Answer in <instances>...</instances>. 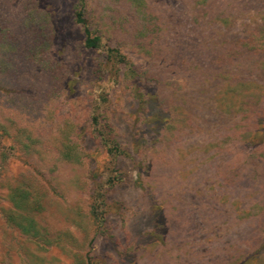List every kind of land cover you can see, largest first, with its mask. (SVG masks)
I'll list each match as a JSON object with an SVG mask.
<instances>
[{
  "label": "rangeland",
  "instance_id": "1",
  "mask_svg": "<svg viewBox=\"0 0 264 264\" xmlns=\"http://www.w3.org/2000/svg\"><path fill=\"white\" fill-rule=\"evenodd\" d=\"M137 1L0 0V264H215L225 242L243 249L264 190V0L207 21L193 0ZM82 5L97 49L75 20ZM150 8L165 17L157 39L142 30ZM230 161L241 163L229 174L259 164L252 192L208 196ZM17 187L57 243L42 249L8 220ZM255 256L246 264H264V226Z\"/></svg>",
  "mask_w": 264,
  "mask_h": 264
},
{
  "label": "trees",
  "instance_id": "2",
  "mask_svg": "<svg viewBox=\"0 0 264 264\" xmlns=\"http://www.w3.org/2000/svg\"><path fill=\"white\" fill-rule=\"evenodd\" d=\"M137 2L139 6V3L141 2L140 1ZM193 2L197 5V7H199L200 10V13L197 15L196 19L201 21H207L212 18L217 20H226L227 17H230L234 13H239L241 10L245 9L246 6H248L250 0H193ZM149 13H150V19L147 21L146 25H143L142 30L144 32H147L150 38L154 37V39H157L159 33L166 28L163 27L165 23L164 20L165 17L163 15H158V12L154 11V9L152 8H150ZM75 20L83 28L85 47L89 49L99 48L101 44V38L93 34L92 31L89 29L88 24L84 18L83 5L78 11H76ZM251 42H253V40H251ZM250 46L251 45L246 43L244 47L248 55H251L247 52L251 50L249 49ZM208 50L209 49H206V52ZM109 53L113 58L118 60V63L124 62L122 58L123 56L117 50H109ZM206 61L207 60L203 62ZM96 124H97V119H94V125ZM169 128L172 130L171 125H169L166 129ZM26 140L27 142H22V143L25 150L29 153L27 148H29V146H32L34 140L32 139L31 135H27ZM101 140L103 142V145L108 150L107 152L112 156L118 157V155L122 153V150H120V147L117 144V142L115 140H111L107 135L106 136L101 135ZM175 140L178 142V139ZM171 144L172 143H170L168 147L171 148ZM235 157H237L238 159L239 155L238 156L236 155ZM239 163L241 162L230 161L226 165L227 169L226 167L224 169L220 167H215L217 171L216 174L219 178L222 179L223 185L217 188V190L214 187H210L209 190L211 193H209L208 196L214 198L216 196H220L222 201L228 202L229 199L228 196L229 194H231V192L228 190V186H238V188L241 186L247 189L246 190L247 193L252 192V188H251L253 186L252 179L254 180V175H255L253 172L259 170V164H249V163L240 164L237 172L229 174V171L232 170V167L230 166H236ZM202 165L207 168L206 171H211V168L213 166V164H210L209 162L208 164L202 163ZM156 170H157V166L155 168V165L153 164L152 170L149 172V176L147 180H151V178L156 175L157 173ZM203 170L204 169L202 168L201 169L202 173H198L197 175L195 174L196 176L193 177H196V180H198L197 177H200L203 174ZM248 170H252V172L250 173L251 178L247 179V181L245 182L246 179L245 172ZM212 182H216V180L212 178ZM204 189L208 190V187L206 186L204 187ZM257 191L258 190H256L258 198L257 199L254 198L252 202L249 204V210L252 215H249L248 218H252V222L249 225L250 231L246 233L244 236L243 249L238 248L237 249L238 254H236L237 256L234 257L235 255L229 253V250L226 248V242H225V250L224 252H222L220 259H213V262L215 264L218 263L230 264L231 262L238 261L239 259H241V264H246L247 262H252V261L254 263L256 261L255 253H257V245L259 244L261 238V231L263 230V226H264V195H263L264 190L262 192H257ZM93 198L94 201L90 208L91 218H93L96 224H98V228H101L104 221V217L102 215L104 214V209L103 211L101 209V207L102 208L105 207L104 196L102 193H100V191H97V193L93 196ZM8 202L12 204V208H9L5 214L8 220L11 221L12 224L17 229H19L20 232H22V234L27 235L31 239H35V240L42 238L44 242V246L42 247V249H45L46 247L51 246L58 242L57 240L51 239L50 241V239H46V237L48 236L46 230L40 227V225L34 220L33 215L31 213L33 210H39L41 206L38 205V202L36 200H33L30 197L27 190L19 187L13 188L12 192L9 194ZM226 219L228 218L226 217Z\"/></svg>",
  "mask_w": 264,
  "mask_h": 264
}]
</instances>
